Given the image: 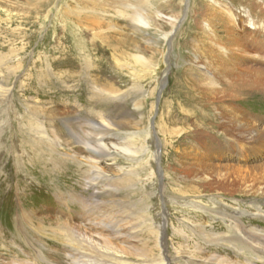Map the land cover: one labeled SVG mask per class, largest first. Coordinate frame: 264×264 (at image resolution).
<instances>
[{
	"label": "rangeland",
	"instance_id": "rangeland-1",
	"mask_svg": "<svg viewBox=\"0 0 264 264\" xmlns=\"http://www.w3.org/2000/svg\"><path fill=\"white\" fill-rule=\"evenodd\" d=\"M44 1L0 0V264H264L218 241L264 257V0ZM41 107L119 151L48 152Z\"/></svg>",
	"mask_w": 264,
	"mask_h": 264
},
{
	"label": "bare ground",
	"instance_id": "bare-ground-1",
	"mask_svg": "<svg viewBox=\"0 0 264 264\" xmlns=\"http://www.w3.org/2000/svg\"><path fill=\"white\" fill-rule=\"evenodd\" d=\"M37 3L36 7L39 6H44V0H36ZM76 1V0H75ZM81 1V0H80ZM79 2V1H78ZM81 3L84 5L85 3V10H90L91 5L94 4V0H83L81 1ZM224 3V2H223ZM145 6V0H137L136 4L134 6L132 5H126L124 6L125 9L128 11L129 10V18L138 26H136V29H138V27L140 26H144V20L142 15L140 14V10H142V8ZM210 7H214L218 8L220 10L221 16L219 17L220 21L224 22L229 20L230 22L232 21V16L233 14L231 13L232 10L224 5H222L220 3L219 0H211V4L209 5ZM254 6V5H253ZM45 7V6H44ZM48 7V6H47ZM140 9V10H138ZM91 15H97L94 14V9H91ZM249 11V10H248ZM88 12V11H87ZM90 12V11H89ZM250 12V11H249ZM248 12V13H249ZM83 14V12H81ZM86 13V12H85ZM88 16V15H87ZM158 17V16H157ZM231 19V20H230ZM235 19V18H234ZM233 19V21H234ZM232 21V22H233ZM169 22L172 24V22L169 20ZM248 24L249 26H253L256 28L255 23H253L251 20H248ZM257 31V30H256ZM250 33V32H249ZM255 33V32H254ZM253 33V34H254ZM257 33V32H256ZM258 34V33H257ZM95 38V37H94ZM122 53V52H121ZM113 54V53H112ZM120 54V53H119ZM116 55V54H115ZM139 61L140 59L137 58ZM208 60V58H204L203 62H206ZM136 61V59H135ZM60 64V63H59ZM20 69V68H19ZM61 73V72H60ZM68 73V72H67ZM63 75V73H62ZM69 75V74H68ZM58 81L60 85H57L58 87H56L57 89H61V90H65L68 88H71L70 86L65 85L64 83H66L67 80H65V76L64 77H60L58 76ZM63 85V87L61 88L60 86ZM84 89H86L87 91L89 90L88 87H85ZM8 91H6L7 93ZM7 95V94H6ZM33 117L30 118L31 121H29L28 123L30 124V127L33 128V131L36 132V134L40 137V139L43 141V139H45L43 137V134L46 133V131H43V128H41V126H39V124H37L38 122V118L40 115L44 114V117H50V118H58L60 117V127H54V130L52 131V133L54 134V141L49 140V136L47 135V138L45 139L47 142V145L44 143L42 145H44V148L49 152H54L52 149L53 148V144L56 142L57 145L61 146L63 141H60L59 139H61V136L63 135V133L65 132V136H67L68 140L72 142V144L77 145L78 146H82L84 148V150L91 154V155H100V156H107L110 155L113 151L118 150L117 148H114L112 146H107L105 144V140H110L111 139V135L104 134V131H107V128H104V126L100 125L99 123H97L95 120H93L91 117H86V119H84L83 123L81 124L79 120V118L77 117L78 113L70 116L68 118H62V114H60L59 111L51 108V109H45V108H39V110L34 111L33 112ZM64 116V115H63ZM41 117V116H40ZM36 119V120H34ZM49 119V118H48ZM35 121V122H34ZM46 121V120H45ZM35 123V124H33ZM53 123V122H52ZM55 123V122H54ZM109 123V122H108ZM43 124V123H42ZM84 129V130H83ZM48 133V132H47ZM148 135V134H147ZM146 135V136H147ZM251 136V132L248 133L247 132V136ZM51 138V137H50ZM62 140V139H61ZM40 141V142H42ZM59 146V147H60ZM75 147H73L71 150L74 152ZM45 151V150H44ZM119 151V150H118ZM159 152V151H158ZM157 152V153H158ZM102 153V154H100ZM114 153V152H113ZM54 155V154H53ZM90 155V156H91ZM52 156V155H51ZM52 160V164L58 162L57 161V157H51ZM73 161V160H72ZM71 162V161H69ZM72 163V162H71ZM55 165V164H54ZM59 166V165H56ZM67 166H71L70 164H67ZM158 168V167H157ZM59 169V168H58ZM57 170V169H56ZM69 170V169H68ZM90 177V175H89ZM94 177V176H93ZM93 179V178H92ZM93 185V184H92ZM241 213V212H240ZM259 214V213H258ZM235 215V212L234 214ZM237 217V215H235ZM235 219V218H234ZM236 220V219H235ZM237 221V220H236ZM239 222V219H238ZM238 224V223H237ZM237 226V225H236ZM246 230V229H245ZM158 233V232H157ZM257 233V232H255ZM213 235V234H212ZM248 235L251 236L250 238H252V231L248 230ZM210 236V235H209ZM258 236V235H257ZM66 240H68L70 243L74 244V245H78V243H76V241L72 238L71 235L67 234L66 235ZM220 240V242L222 243H227V245L232 248L234 250V253L236 254L237 257L239 258H244L247 260H252V261H257V260H261L264 259V257H261L262 254L260 255L259 251L256 250V248L254 246H252V244H250V242H248L247 240H241L238 238H219L218 241ZM253 242V241H252ZM164 246V245H163ZM264 256V255H263ZM261 258V259H260Z\"/></svg>",
	"mask_w": 264,
	"mask_h": 264
}]
</instances>
